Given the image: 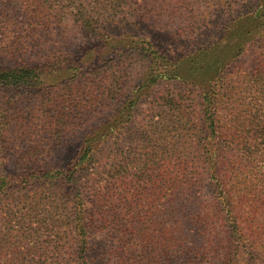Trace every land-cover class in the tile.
I'll return each mask as SVG.
<instances>
[{
  "label": "trees",
  "instance_id": "obj_1",
  "mask_svg": "<svg viewBox=\"0 0 264 264\" xmlns=\"http://www.w3.org/2000/svg\"><path fill=\"white\" fill-rule=\"evenodd\" d=\"M94 1L93 9L87 0L0 4L29 19L30 31L15 24L19 48L27 38L38 44L36 28L55 27L70 8L90 30L130 2ZM163 2L145 7L153 24L187 37L221 13L223 35L176 60L125 35L101 39L115 57L97 60L88 50L82 67L66 66L61 55L43 65H0L7 92L0 154L16 124L31 142L0 175V264H94L97 235L105 264H264V0ZM63 71L71 73L60 77ZM12 88L37 89L38 103L15 110ZM146 105L172 115L171 157L161 138L141 153L107 152ZM74 135L81 137L76 155L51 163L49 138Z\"/></svg>",
  "mask_w": 264,
  "mask_h": 264
},
{
  "label": "rangeland",
  "instance_id": "obj_2",
  "mask_svg": "<svg viewBox=\"0 0 264 264\" xmlns=\"http://www.w3.org/2000/svg\"><path fill=\"white\" fill-rule=\"evenodd\" d=\"M1 1V0H0ZM86 5L88 9H93L99 4V1L95 3L94 0H87ZM101 1V0H100ZM2 3V2H1ZM103 3V0H102ZM165 3L163 0H130L129 4L117 13L104 14L99 23L94 24V28L88 30L81 22L77 21V16L73 8H70L72 13H66L61 19H57V25L55 27H38L33 34L39 39V43L29 46L31 39H25V43L22 42V46L15 48L13 46V38L19 35L16 31V23H21V28L26 27L30 31L29 19L22 12L13 13L8 6L7 10L0 4V65L1 66H16L30 65L33 63L45 64L50 61L54 56H63V62L69 66L82 67L84 64L86 52L92 51L97 60H109L115 57V52L112 49L104 50L102 47L101 39L104 37L122 38L125 35H132L135 38L148 39L162 54L167 55L169 59L176 60L179 57L189 53L195 48L206 45L219 39L223 35L224 28V15L217 13L213 15L208 25L204 29H200L193 36L183 37L177 34L175 31L163 28L161 25H155L152 23L151 15L145 12V7H161ZM12 14V17L7 16ZM4 16V17H3ZM7 16V17H6ZM26 21V24L23 22ZM177 21H172V25H177ZM110 50V51H109ZM112 51V52H111ZM250 62L246 60L245 65ZM122 66V65H121ZM123 69H128L122 66ZM69 72L58 73L60 77L69 76ZM131 75V74H130ZM129 75V76H130ZM135 75H131V78ZM165 86L164 84H162ZM164 88V87H162ZM161 88V89H162ZM167 89V88H165ZM6 89L0 90V99ZM14 96L13 102L15 110H29L31 106L38 103L37 89H21L12 88L9 91ZM111 108L105 109V115H108ZM12 113V112H9ZM168 110L151 106L139 107L137 109V116L132 125L123 131L120 139L115 137L111 138L108 142L107 152L114 150L116 147L125 151H132L134 153H141V148L153 138V140L162 139L163 150H166L165 157H171V147L174 144L172 138L175 133H171L173 127L172 115L168 114ZM13 141H10L8 149H2L3 154H0V175L7 172L16 159L17 156L22 155L31 144L29 137L25 134V127L20 128L19 124H16L13 128ZM20 133L18 136L17 133ZM16 133V134H15ZM24 133L23 135H21ZM55 149L50 154V162L56 164H67L77 153L78 147L81 143V137L71 136L66 139L54 140V137L49 138V141ZM181 147L187 150L190 144L185 139L180 141ZM105 151L104 155H101V161L104 162L108 154ZM225 159L232 158L230 153H224ZM94 247L90 253L94 260V264H105L106 258L104 255V237L97 235L94 239Z\"/></svg>",
  "mask_w": 264,
  "mask_h": 264
}]
</instances>
